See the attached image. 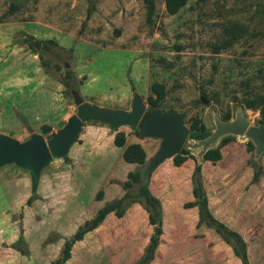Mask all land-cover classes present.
I'll list each match as a JSON object with an SVG mask.
<instances>
[{"label":"rangeland","instance_id":"1","mask_svg":"<svg viewBox=\"0 0 264 264\" xmlns=\"http://www.w3.org/2000/svg\"><path fill=\"white\" fill-rule=\"evenodd\" d=\"M153 4L148 20L144 0H0V134L51 142L76 117L73 91L85 104L129 112L135 97L149 109L151 87L161 85L157 109L184 113L192 140L214 130L213 114L226 122L241 109L250 125L218 143V161L197 164L182 149L181 166L169 159L151 173L146 187L160 201L162 234L148 264H242L199 223L196 207H184L194 201L196 165L213 217L240 235L248 264H264V123L245 106L264 95V0H187L175 14L165 0ZM117 133L143 148L144 163L161 144L134 127L90 120L34 192L27 170L0 167V264H55L65 241L125 194L128 174L144 163L123 160ZM152 234L146 210L132 203L87 231L63 264H141Z\"/></svg>","mask_w":264,"mask_h":264},{"label":"water","instance_id":"2","mask_svg":"<svg viewBox=\"0 0 264 264\" xmlns=\"http://www.w3.org/2000/svg\"><path fill=\"white\" fill-rule=\"evenodd\" d=\"M29 43L32 48L39 50L41 45L39 41L30 40ZM72 96L77 107L76 117L51 142L47 143L38 134L30 135L23 142L0 134V167L15 164L27 170L30 176L31 192L37 189L42 170L49 165L53 156L64 153L67 145L72 141L75 131L85 121L98 120L115 128L131 126L137 129L141 137L161 140L158 150L139 169L140 182L143 185L149 182L151 173L159 165L180 155L182 149L188 150L196 159L197 164H200L204 154L215 149L223 138L243 136L250 125L241 109L236 110L233 119L226 122L221 121L213 114L214 130L203 139L192 140L183 123L184 113L145 109L138 97L134 98L131 110L125 112L85 104L76 91L72 92ZM200 102L208 103L202 97H200ZM90 225L89 223L88 226Z\"/></svg>","mask_w":264,"mask_h":264},{"label":"trees","instance_id":"3","mask_svg":"<svg viewBox=\"0 0 264 264\" xmlns=\"http://www.w3.org/2000/svg\"><path fill=\"white\" fill-rule=\"evenodd\" d=\"M187 0H165V7L168 13H177L186 3ZM147 8L148 20L154 10L153 0H144ZM151 90L155 94V99L148 98L147 103L151 109H157L159 101L163 98V88L161 85L153 84ZM245 106L249 109L259 110L261 121L264 123V95L257 98L245 101ZM43 133L47 132V128H43ZM115 146L124 147L122 152L123 160L128 164L141 165L145 161V152L139 144H129L125 146V136L123 133H117L113 140ZM187 151L183 150L182 153ZM188 153V152H187ZM183 155V154H182ZM182 155H176L172 158L173 164L176 167L181 166L185 162ZM204 158L210 161H218L220 153L217 149L209 150L205 153ZM200 167L196 165L193 172V189L192 195L194 201L188 202L184 205L185 208L196 207L198 210V220L200 224L214 230L222 239L231 246L232 251L238 257L242 264H248L246 255V245L240 235L227 228L223 223L216 220L208 209V201L205 196L203 186L199 177ZM129 180L124 184L125 194L114 201L104 204L97 212L94 218L90 221V227H80L67 241H65L61 257L55 261V264H63L68 258L72 245L76 241H80L83 235L96 227H98L105 217L109 214H114L117 218L124 215L126 208L132 203H139L147 212L148 222L153 227V234L149 239V243L145 249L141 264H148L154 255V251L158 246L159 238L162 234V221L160 201L158 198L151 195L146 185L140 182L138 173H129ZM133 183H136V192L133 191Z\"/></svg>","mask_w":264,"mask_h":264},{"label":"crops","instance_id":"4","mask_svg":"<svg viewBox=\"0 0 264 264\" xmlns=\"http://www.w3.org/2000/svg\"><path fill=\"white\" fill-rule=\"evenodd\" d=\"M11 90V89H10ZM9 90V91H10ZM19 103L18 102H16V101H14L13 103H12V105H18Z\"/></svg>","mask_w":264,"mask_h":264}]
</instances>
